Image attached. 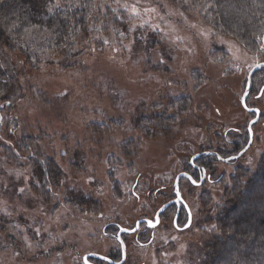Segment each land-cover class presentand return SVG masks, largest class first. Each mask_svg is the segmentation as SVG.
<instances>
[{
    "label": "rangeland",
    "instance_id": "374dc122",
    "mask_svg": "<svg viewBox=\"0 0 264 264\" xmlns=\"http://www.w3.org/2000/svg\"><path fill=\"white\" fill-rule=\"evenodd\" d=\"M52 1L62 7L69 0ZM80 38L81 50L91 49L86 52L91 64L83 71L59 70L52 65L51 74L44 72L42 63L38 70L24 61L31 80L51 86H43L44 99L29 93L31 98L14 110L26 125L39 123L46 129L44 132L55 136L40 144L67 172L68 180L55 185L48 176L37 177L23 150L14 149L18 165L0 156V264H84L82 258L88 253L109 256L118 250V244L103 232L107 224L129 228L138 217H151L158 202L171 197L179 173L200 179L199 173L185 166L191 156L208 149L198 147L203 137H214L206 126L219 131L220 142L223 139L228 144L240 143L238 150L248 141L247 125L253 114L243 108L241 97L249 71L264 64V52L250 53L236 40L212 30L195 8L181 9L169 0H95L93 17ZM13 54L24 58L18 52ZM156 60L169 72L150 70ZM261 70L264 67L256 70L261 73L254 93L245 99L246 107L257 108L261 117L253 126L251 147L232 164L212 161V168L206 169L204 187L192 186L182 178L180 192L192 210L191 226L182 231L174 229L172 209L153 230L150 244L146 245L149 234L142 245L135 243L133 237L127 238L123 264H190L188 243L198 240L201 230L197 228L198 203L194 198L204 189L215 188L220 178L226 182L237 167L255 163L264 147L260 133L264 130ZM192 71L205 75L198 90H192ZM166 83L171 88L162 90L166 95L183 94L190 98L188 109L170 122L167 132H162L168 135L157 129L152 137L142 135V143L133 145L131 153L119 148V142L124 145L128 137L141 136V132L134 129L136 134L116 126L112 118L132 120L140 102L153 104L161 98L158 89ZM182 85L188 90L181 91ZM56 94L63 98L53 99ZM39 112L42 120L35 115ZM102 114L108 119L101 123L106 127L98 125L86 130L83 124H98ZM62 133L65 139L60 136ZM0 136L2 141L9 139L4 128ZM64 147L69 154L76 150L86 155L85 168L69 167V159L60 160L58 152L64 153ZM114 155L119 161L114 162ZM117 162L123 167L115 166ZM114 169L116 182L112 183L107 174ZM75 184L96 194V212L68 204L67 188ZM217 192L211 191L215 199Z\"/></svg>",
    "mask_w": 264,
    "mask_h": 264
},
{
    "label": "trees",
    "instance_id": "16d2710c",
    "mask_svg": "<svg viewBox=\"0 0 264 264\" xmlns=\"http://www.w3.org/2000/svg\"><path fill=\"white\" fill-rule=\"evenodd\" d=\"M169 1L176 3L181 9L195 8L208 27L236 40L248 52H264L260 49L264 40V0ZM94 4L95 0H69L62 7H56L52 0H0V131L5 129L9 138L6 141L10 143L2 141L0 136V156L18 165L20 161L14 154V149L23 150L30 157L37 177L47 179L48 176L55 185H60L63 181L67 183L68 174L40 144L41 140L53 139L55 136L44 132L46 129L39 126V123L30 126L27 122L26 125L20 114L14 110L23 100L31 98L29 93L44 99L46 93L43 86H51L31 80V74L24 69V61L30 62L34 69L39 68L42 63L44 72L50 71L51 74L53 70L49 67L52 65L58 66L59 70L86 69L87 64H91L86 59V52L91 49L81 50L79 44L81 35L93 17ZM14 52L24 55V58L14 56ZM155 62L150 70L169 72L159 60ZM149 63L145 61V64ZM259 73L261 72H256L252 77L249 96L254 93ZM190 75L195 83V89L193 85L192 90H198L205 75L200 71H192ZM184 85L181 91L188 90ZM164 88L171 89L167 83L158 89L161 97L156 102L158 104L140 102L132 120L112 118L116 126L134 133V129L141 132V136L128 137L123 146L119 142V148L129 151L133 149V145L139 146L138 143H142V135L152 137L157 129L160 134L166 135L167 133L162 132L171 128L170 122H175L178 114L188 109L189 97L183 94L166 95L162 91ZM62 98V95L56 94L53 99ZM44 102L53 104V101ZM35 115L41 120L44 118L41 112ZM103 116H99L98 124L90 125L96 121H87V125L84 123L86 130H94L98 125L106 127L102 124L108 119ZM44 123L48 121L45 120ZM51 126L56 127L52 124ZM206 129L214 132V137H203L198 145L199 149L207 147L206 151L215 152L223 158L240 152V143L228 144L223 139L220 142L218 135L221 134H217L219 131L207 126ZM260 133L263 135L261 138H264V130ZM80 144L77 140V145ZM66 147L64 153L58 152L59 159H69V167L85 168L86 155L77 153L76 150L74 154H69ZM242 156L225 164L237 162ZM114 157V162L119 161L115 155ZM203 158L201 161L206 169L212 168V161L219 162L213 156ZM115 166L123 167L120 162L115 163ZM185 167L190 168V165ZM115 172L116 169L107 174L112 183L116 182ZM200 186L204 187V182ZM214 187L211 190L204 189L196 198L191 196L198 203L196 223L201 230L199 239L188 243L186 254L190 264H264V147L255 163L237 167L226 182L220 178ZM215 189L218 190L217 199L211 193ZM66 194L68 204L76 209L96 212L99 207L96 194L90 190L87 192L77 184L67 188Z\"/></svg>",
    "mask_w": 264,
    "mask_h": 264
},
{
    "label": "flooded vegetation",
    "instance_id": "af4514ba",
    "mask_svg": "<svg viewBox=\"0 0 264 264\" xmlns=\"http://www.w3.org/2000/svg\"><path fill=\"white\" fill-rule=\"evenodd\" d=\"M248 109L254 110V109H257V108H251V107H249ZM248 113L253 114L252 117H251V119H250V121H249V123H248V125H249L250 122H252L256 118V112L255 111H252V112H248ZM260 120H261V117L259 115L258 121H256L252 125V130H253V126L256 123H258ZM248 125H247V132H248ZM247 134H248V140H249V132ZM243 148H241V150ZM204 152H212V151L198 152V153H196V154L193 155V156H195V155H198V156L195 157L193 160H192L193 156H191V158L189 160V163H188L190 165V170H192L193 173H195V174H198L199 173V175L201 176L200 179L197 181L196 178H194V176L192 177L189 173H186V174L190 175L191 178H192V180L194 182H196V183L200 182L201 180H204L203 182H205V180L207 179V172H206L205 164H203V162L201 161V159L204 156H211V155H201ZM203 170H204V172H203ZM183 173H185V172H183ZM182 178H186V177H182ZM182 178L180 179L179 183L181 182ZM186 179L190 182V184L192 186H194L188 178H186ZM179 191H180V184H179ZM181 196H182V193H181ZM175 197L176 196L174 195L173 189H172V195H171V197L169 199L165 200V201H159L158 203L160 205L158 204L159 206L155 210H153V214H152L151 217H146V216L138 217L135 220V222L133 223V225L131 227H129V228H127V227H121V226H119L116 223L107 224V226L105 227V229L103 230V232L106 235H108L109 237L113 238V240H115V242L118 244V250L116 252L109 253V256H106V255H103V254H98V253H93V252L92 253L85 254L84 256L89 255V254H98V255L104 256L105 258H108L109 260H111L114 263H119L122 260V249H121V244L119 242V237L123 241L126 250H127V248H126V242H127V238H129V237H133V241L135 243H137L139 245H142V241L149 234V240L146 243V245L150 244L153 241V238H154L151 235L152 232H153V230L156 229L160 225L161 220L167 219V214L172 209L175 210L174 217H173V221L171 222L173 228L176 229L177 231H182V230L188 229L191 226V224H192L193 214H192V211H191V209H190L187 201L184 199L183 196H182V198H183L184 202L187 204V206H188V208L190 210V214H191V222H190V225L186 229H184V227L188 223L189 214H188V212L186 211L184 205L181 202H179L177 204H172L170 206V207L174 206L172 208L167 207L165 209V211L159 215V221H156V219H155V215H156V212L158 211V209L161 206H163L165 203H167L168 201L173 200ZM145 221H149L150 223H146ZM181 222H182V224H181ZM121 230L122 231L128 230V231H134V232L133 233H126V232H121L120 233ZM119 233H120V235H119ZM126 250H125V260H124V262L126 261V258H127ZM84 256H83V258H84ZM83 258H82V260H83ZM83 263L84 264H86V263H88V264H109L108 262L101 261V260H96V259H94L92 257H88L87 260H86V262H84V260H83Z\"/></svg>",
    "mask_w": 264,
    "mask_h": 264
},
{
    "label": "water",
    "instance_id": "95a60500",
    "mask_svg": "<svg viewBox=\"0 0 264 264\" xmlns=\"http://www.w3.org/2000/svg\"><path fill=\"white\" fill-rule=\"evenodd\" d=\"M261 67H264V64L263 63H260V64H257L256 66H254L248 73L247 75V80H246V88H245V91L241 97V102H242V105H243V108L247 111V112H252V111H255L256 112V118L250 122V124L248 125V132H249V140L246 144V146L240 151L238 152L237 154L233 155V156H230V157H227V158H223L221 157L219 154L215 153V152H204L202 153L201 155H211V156H214L217 158V160H219L220 162L222 163H229L233 160H237L238 158H240L250 147V145L252 144L253 142V130H252V125L258 121L259 119V115H260V111L258 109H254V110H250L246 107L245 105V99L246 97L248 96V94L250 93V90H251V87H252V77L254 75V73L256 72V70L260 69ZM264 88V87H263ZM262 91V90H261ZM261 91L259 93V95L261 94ZM198 155H195L193 156L192 160L197 157ZM204 172V170H203ZM182 177H186L188 178L191 183L194 185V186H199L203 183L204 180H201L200 182L196 183L192 180L191 176L186 174V173H179L177 174V176L175 177L174 179V183H173V193L174 195L176 196L173 200L171 201H168L167 203H165L163 206H161L158 211L156 212V215H155V219L156 221H159V215L161 213H163L165 211V209L167 207H170L172 204H177L179 202H181L186 211L188 212L189 214V219H188V223L186 224V226L184 227V229H186L189 225H190V222H191V214H190V210L187 206V204L184 202L182 196H181V193L179 191V181ZM146 223H150L149 221H145ZM121 232H126V233H133L134 231H128V230H124V231H120ZM119 233V235H120ZM119 242L121 244V249H122V260L119 262V263H114L112 262L111 260H109L108 258H105L104 256H101V255H98V254H89V255H86L84 256L83 260L84 262H86L87 258L88 257H92L96 260H101V261H105V262H108L109 264H122L125 260V246H124V243L123 241L121 240V238L119 237ZM88 264V263H86Z\"/></svg>",
    "mask_w": 264,
    "mask_h": 264
},
{
    "label": "snow or ice",
    "instance_id": "6c2138e0",
    "mask_svg": "<svg viewBox=\"0 0 264 264\" xmlns=\"http://www.w3.org/2000/svg\"><path fill=\"white\" fill-rule=\"evenodd\" d=\"M261 51H264V47L261 48Z\"/></svg>",
    "mask_w": 264,
    "mask_h": 264
}]
</instances>
